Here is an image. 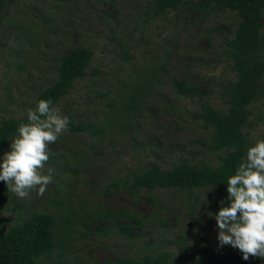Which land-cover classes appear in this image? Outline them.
<instances>
[{"label": "rangeland", "instance_id": "374dc122", "mask_svg": "<svg viewBox=\"0 0 264 264\" xmlns=\"http://www.w3.org/2000/svg\"><path fill=\"white\" fill-rule=\"evenodd\" d=\"M148 2L16 0L6 7L9 11L0 25V121L20 118L29 110L39 91L56 78L57 59L78 45L93 50L87 69L90 76L75 82L73 89L57 105L64 115L74 119V123L94 120L104 103L100 94L117 90L131 70L165 59L169 63L163 73H167L169 81L176 75L178 79L189 78L200 90L210 89L211 106L224 110L222 85L234 80V73L226 63L215 70L206 69L204 64L225 61L228 32L224 26L230 30L236 26L235 14L216 10L201 20L184 11L170 12L165 18L143 23L142 12ZM93 71L96 74L91 75ZM169 81L165 77L148 86L150 97L143 103L140 117L136 118L139 122L137 135L122 132L123 126L119 123L104 141L96 142L86 129L77 133L69 130L49 144V156L62 157L63 162L68 161L70 167L78 170L76 181L70 183L72 188L67 193L69 196L76 194L71 203L79 214L100 203L94 198L96 195L91 194L96 193V185L104 184L110 193L116 189L113 184L119 177L122 179L130 171L141 170L149 163L158 162L167 167L179 158H186L195 164L208 163L214 167L220 164L219 156L223 152L211 150L209 129L189 116L197 109L199 100L177 94ZM251 110L254 125L249 131L250 147L256 139H264V98L252 104ZM9 146L4 153L9 151ZM47 168L50 167L46 165ZM62 187L59 183H50L42 196L33 191L26 199L10 192L11 201L3 215L13 222L27 209L28 212L54 213L55 208L61 209V206L57 205L53 190ZM147 197L155 205L165 206L166 213L162 212L161 216L167 220L164 226L168 227L169 235H165V239H169L168 246L157 229L162 225L156 213H152ZM185 200L177 192L164 190L132 197L120 186L117 194L105 196L101 207H129L145 225V233L152 234L147 244L154 250L166 246L164 250L176 254L182 245L178 241L185 237L189 253L203 250L210 251L212 256L218 255L223 246L217 240L216 222L211 223L203 216V209L196 213V221L188 220L182 206ZM101 225L104 224L97 221L92 222L91 227ZM76 230L86 237L75 232L69 238L64 256L57 258L54 253L44 264H81L83 260L103 264L110 258L109 252L139 257L149 249L137 240L130 243L121 237H104L79 226Z\"/></svg>", "mask_w": 264, "mask_h": 264}, {"label": "trees", "instance_id": "16d2710c", "mask_svg": "<svg viewBox=\"0 0 264 264\" xmlns=\"http://www.w3.org/2000/svg\"><path fill=\"white\" fill-rule=\"evenodd\" d=\"M15 1L0 0V25L9 11L6 7ZM216 10L232 12L238 20L231 30L224 26L228 32L225 41V61L204 64L206 69L215 70L219 65L226 63L234 73V80H227L221 84L224 110L211 106L210 89L200 90L189 78L181 77L179 80L176 75L169 81L167 73H163L169 63L165 59L131 70L124 81L120 82L117 90L100 94L104 103L103 107L98 109L99 114L94 115V120L92 118L84 123H74V119L69 118L68 128L73 133L88 129L96 142L104 141V137L119 123L123 126L122 132L137 135L139 122L136 118L140 117L139 111H142L143 103L150 97L148 86L151 87V82L159 83L160 79L166 77V81L174 85L173 89L177 94L199 100L197 109L190 112L189 116L193 121L201 122L209 129L211 150L223 152V155L219 156L220 164L215 167L208 163L195 164L186 158H179L167 167L161 166L158 162L149 163L141 170L130 171L122 179L119 177L113 184L116 189L110 193L104 184L96 185L98 189L92 186L96 193L91 194L96 195L94 198L100 203L93 204L84 213L79 214L71 203L72 197L76 194L69 196L67 193L71 187L70 183L76 181L78 170L70 167L68 161L63 162L62 157L51 155L46 164L47 167L54 169L51 183L56 182L63 186L60 190L56 188L53 190L57 197V205L61 206V209L55 208L56 212L41 210L28 212L27 209L19 214L17 220L9 222L3 212L7 210L11 201L10 191L5 183L0 181V264H44L54 253L57 258H61L69 248V238L77 231L76 226L104 237H121L130 243L137 240L149 248L139 257L109 252L110 258L103 264H264V259L258 257L250 256L248 260H244L242 253L230 245H223L221 252L216 256H212L210 251L203 250L189 253L185 237L184 240L178 241L182 245L176 254L164 250L163 248L169 245V239H165V235H169L168 227L164 226L167 220L161 216L162 212L166 213L165 206L160 203L158 206L155 205L149 197L147 200L152 204V213H156L158 223L162 225L157 226V229L167 244L158 250L150 248L147 244V239L152 234L145 233V225L129 207L108 209L101 207L105 196L117 194L120 186L132 197L148 196L160 190L177 192L186 199L182 206L185 208V217L190 221H196V213L203 209V216L208 217L211 223H215V219L209 215L212 213L214 216L218 212L221 201H224L223 206H228L227 179L235 174L239 164L246 158L247 149L251 144L249 131L254 125L250 118L251 106L264 98V0H149L143 9L142 20L146 23L165 18L170 12L181 11L204 20ZM92 56L93 50L83 45H78L60 56L57 59L56 78L48 87L39 91L30 109H34L37 101L41 99H51L53 105L57 107L73 89L75 82L90 76L87 69ZM167 57L164 55V58ZM93 74L96 72L93 71L91 75ZM92 92L98 93L95 90ZM123 113L126 115L125 118ZM21 123H27V111L20 118L0 121V158L5 148L18 134L17 128ZM46 200L48 201V198ZM97 221L104 225L92 228V222ZM188 224L189 222L186 223L187 226ZM76 234L82 238L86 237L85 233L79 231ZM203 257L208 259L202 260ZM81 264L91 263L83 260Z\"/></svg>", "mask_w": 264, "mask_h": 264}, {"label": "clouds", "instance_id": "9594fccd", "mask_svg": "<svg viewBox=\"0 0 264 264\" xmlns=\"http://www.w3.org/2000/svg\"><path fill=\"white\" fill-rule=\"evenodd\" d=\"M69 117L51 99L37 101L27 110V123H21L9 151L0 158V181L21 199L33 191L42 196L53 180L49 144L69 131ZM228 206L209 215L216 221L219 245H230L242 258L264 259V139H256L235 174L227 179Z\"/></svg>", "mask_w": 264, "mask_h": 264}]
</instances>
